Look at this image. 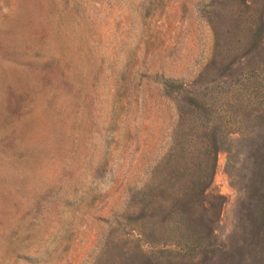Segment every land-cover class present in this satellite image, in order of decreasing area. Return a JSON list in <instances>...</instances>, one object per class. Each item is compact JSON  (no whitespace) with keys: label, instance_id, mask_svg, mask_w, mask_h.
Instances as JSON below:
<instances>
[{"label":"rangeland","instance_id":"1","mask_svg":"<svg viewBox=\"0 0 264 264\" xmlns=\"http://www.w3.org/2000/svg\"><path fill=\"white\" fill-rule=\"evenodd\" d=\"M201 96L229 130L202 206L129 221V188L185 195L174 140L207 162ZM188 214L213 250L181 248ZM0 264H264V0H0Z\"/></svg>","mask_w":264,"mask_h":264},{"label":"trees","instance_id":"2","mask_svg":"<svg viewBox=\"0 0 264 264\" xmlns=\"http://www.w3.org/2000/svg\"><path fill=\"white\" fill-rule=\"evenodd\" d=\"M204 83L206 82L204 81ZM173 84L175 87L179 88L182 86L181 83L176 81L164 80L162 82V88L163 90H167L169 87H172ZM206 86L209 87L208 84ZM216 87L221 88V86H218L217 83H214L212 90ZM193 102L194 104L192 107L195 110V122L192 125V130H189L186 135L199 138V143L201 146L198 150L193 152V154L199 157L203 156V158H206L207 162H203V164L198 162L190 169V171L184 172L186 169L181 168L177 162H173L171 158L173 156L172 153L175 152L179 146V142L177 140L172 142L170 149L162 159V163L164 160V164L168 163L170 167L169 176L166 177L167 181L169 182V189L172 190L175 186H181L182 190H185V195L175 196L172 192L171 194L174 197L172 196L170 200H168L167 196L166 198L164 196L160 182H154L150 185L147 183L146 185L139 188L128 189V220L131 222H143V220L145 221L153 217L154 223L160 226V230L163 227H169V230L172 232V237H175L178 234L181 235L182 226L186 219V215L181 213L182 210H180L179 206L182 205V203L191 209L197 206H202V193L210 182V178L214 169L215 153L226 143L229 133L226 124H222L221 122H212L213 119L219 121L224 119L223 116L226 114L212 110L210 105H206L207 97L201 96ZM176 129L175 136L180 137L179 130L183 129L182 123H179ZM160 164L161 161L158 165H156L155 170L159 171V168H163ZM186 174L188 175L185 176ZM156 188L159 189L157 193L154 192V189ZM135 211L137 213H135ZM188 218L190 221V226L189 228H184L188 230L190 236L186 237L183 242H180L182 243L181 248L187 251L194 250L196 252H208L213 250L214 243L212 242L211 235L206 232L204 228H199L198 224L191 223V216L189 214L187 215V221ZM193 222H195V220H193ZM142 235L144 238L149 239L153 233L150 234V232L145 231ZM167 241L170 242L167 244L166 242L161 241L162 246L160 247L169 245L168 248L173 246L176 249L179 248L177 245V243H179L178 240L174 239Z\"/></svg>","mask_w":264,"mask_h":264}]
</instances>
